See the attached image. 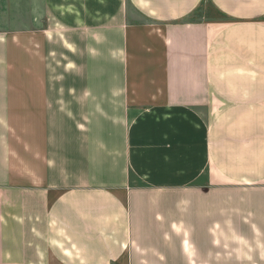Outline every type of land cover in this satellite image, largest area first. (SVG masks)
Returning a JSON list of instances; mask_svg holds the SVG:
<instances>
[{
  "label": "crops",
  "instance_id": "1",
  "mask_svg": "<svg viewBox=\"0 0 264 264\" xmlns=\"http://www.w3.org/2000/svg\"><path fill=\"white\" fill-rule=\"evenodd\" d=\"M18 11L0 21V264H176L171 239L136 238L147 199L169 216L221 194L225 263L264 264L230 235L264 197V0Z\"/></svg>",
  "mask_w": 264,
  "mask_h": 264
},
{
  "label": "rangeland",
  "instance_id": "2",
  "mask_svg": "<svg viewBox=\"0 0 264 264\" xmlns=\"http://www.w3.org/2000/svg\"><path fill=\"white\" fill-rule=\"evenodd\" d=\"M22 16L26 13V0H0V21L5 22L11 16L20 18L19 9ZM3 20V21H2ZM222 194L214 196H199L192 195L186 200H177L172 206L171 214L165 215V200L162 198L147 199L148 213L146 222L153 228L152 237H147L145 227L136 238L140 236V241L156 240L163 242L165 239H171L175 243V254L177 255L176 264H232L227 262L233 260L234 254L228 259L223 257L222 251V228L224 226L225 215L222 213ZM234 204L239 201L233 200ZM258 207L264 211V197L258 194L253 195V198L248 202H242L239 205V212L236 214L235 223L232 228L235 232L230 234L235 241L246 243L239 244L240 251L237 253L244 255L247 253L252 260V251H256L257 245L264 246V229L262 220L254 208ZM263 216H264V212ZM154 213L163 215L164 218L171 219L174 223L175 232L168 230L165 234V229L169 226V220L164 223H157L154 218ZM257 227L260 231L254 230ZM215 243V244H214ZM237 243V242H236ZM246 256V255H245ZM256 258V254L253 259ZM236 264H250L245 260Z\"/></svg>",
  "mask_w": 264,
  "mask_h": 264
}]
</instances>
